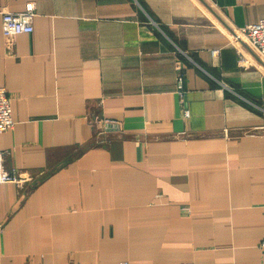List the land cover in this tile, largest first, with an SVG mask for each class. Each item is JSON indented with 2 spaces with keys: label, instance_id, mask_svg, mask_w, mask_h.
<instances>
[{
  "label": "crops",
  "instance_id": "0c3cea01",
  "mask_svg": "<svg viewBox=\"0 0 264 264\" xmlns=\"http://www.w3.org/2000/svg\"><path fill=\"white\" fill-rule=\"evenodd\" d=\"M29 3L33 33L5 37ZM262 19L264 0H0L21 177L0 264H264V70L234 41Z\"/></svg>",
  "mask_w": 264,
  "mask_h": 264
},
{
  "label": "built area",
  "instance_id": "2783aa9c",
  "mask_svg": "<svg viewBox=\"0 0 264 264\" xmlns=\"http://www.w3.org/2000/svg\"><path fill=\"white\" fill-rule=\"evenodd\" d=\"M36 16V5L29 3L25 10L20 13H2V32L5 37H16L20 35H30L33 33V20ZM234 41L238 45L245 44L248 49L260 60L264 70V19L254 25L238 28L234 33ZM217 52L213 53L215 56ZM241 57H243L240 54ZM241 62H245L244 58ZM176 93L180 101H184L186 95L184 78V69L177 65L176 68ZM185 117H189L188 110H184ZM15 124L12 118L11 100L8 92L0 88V134H4L14 128ZM21 177L17 173L6 172L4 169L3 155L0 153V183L18 184ZM261 247H264L262 243ZM127 264V263H122Z\"/></svg>",
  "mask_w": 264,
  "mask_h": 264
},
{
  "label": "rangeland",
  "instance_id": "374dc122",
  "mask_svg": "<svg viewBox=\"0 0 264 264\" xmlns=\"http://www.w3.org/2000/svg\"><path fill=\"white\" fill-rule=\"evenodd\" d=\"M236 43V42H235ZM237 44V43H236ZM242 46H245V47H247L245 44H242ZM248 48V47H247ZM262 65V64H261ZM262 110H263V108H261ZM263 112V111H262ZM263 114H264V112H263Z\"/></svg>",
  "mask_w": 264,
  "mask_h": 264
}]
</instances>
